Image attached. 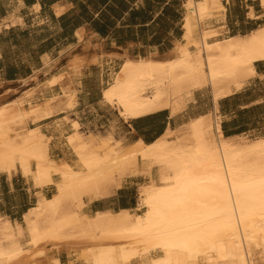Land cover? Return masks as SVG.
Masks as SVG:
<instances>
[{
  "label": "bare ground",
  "instance_id": "6f19581e",
  "mask_svg": "<svg viewBox=\"0 0 264 264\" xmlns=\"http://www.w3.org/2000/svg\"><path fill=\"white\" fill-rule=\"evenodd\" d=\"M185 8V36L171 57L125 54L104 89L106 103L124 119L167 108L176 112L185 89L211 87L216 103L223 91L243 88L256 74L254 64L264 61V25L226 37L211 26L225 10L222 0H187ZM14 108L11 113L0 106V173L19 171L36 188L56 192L43 196L22 224L0 218V264H62L63 249L76 257L71 264H264V139L222 136L218 108L151 144L108 146L103 154L74 133L72 163L51 157V139L39 128L15 129L49 117L50 103ZM116 173L151 177L141 191L139 215L129 209L84 213L72 223L71 213L62 214L74 193L109 195Z\"/></svg>",
  "mask_w": 264,
  "mask_h": 264
},
{
  "label": "crops",
  "instance_id": "0c3cea01",
  "mask_svg": "<svg viewBox=\"0 0 264 264\" xmlns=\"http://www.w3.org/2000/svg\"><path fill=\"white\" fill-rule=\"evenodd\" d=\"M186 2L0 0V98L16 95V100L24 99L26 105L57 99L58 111L52 117L29 121L28 126L39 128L51 139L50 154L58 162L72 163L67 139L77 129L73 122L86 134L113 133L127 146L139 140L151 144L168 130L214 114L217 108L224 119L225 136L248 134L258 127L264 130V113L253 114L264 108V96L253 99L261 91L257 83L264 82V61L254 64L256 74L243 88L232 94L223 91L218 103L211 87L190 91L191 99H185L176 112L167 108L134 119H124L116 107L106 103L103 91L123 65L125 54L132 59L171 57L184 35ZM222 3L225 10L211 20L212 28L220 34L245 35L264 25L260 0ZM53 80L57 81L50 84ZM248 98L250 101L244 102ZM150 178H124L108 197L86 200L84 212L135 208L138 201L132 195L141 181ZM54 193V187L36 188L19 171L0 173V218L22 224L43 196L50 198Z\"/></svg>",
  "mask_w": 264,
  "mask_h": 264
},
{
  "label": "rangeland",
  "instance_id": "374dc122",
  "mask_svg": "<svg viewBox=\"0 0 264 264\" xmlns=\"http://www.w3.org/2000/svg\"><path fill=\"white\" fill-rule=\"evenodd\" d=\"M180 11H184V10H180ZM261 26H263V25H261ZM185 36V31H184V35H183V37ZM226 37H229V36H232V35H229V34H226L225 35ZM183 37H182V39H183ZM122 67V66H121ZM121 69V68H120ZM120 71V70H119ZM118 71V72H119ZM117 74V73H116ZM116 74L112 77V80L109 82V84L107 85V87L113 82V79H114V77L116 76ZM250 78H252V77H250ZM250 78H248V80L250 79ZM258 85H257V87H258V89H260L261 91H257L256 92V94H255V96L253 97V99L255 98H261L262 96H264V82H262V83H257ZM211 89V88H210ZM188 89H185V92L184 91H182V92H184V93H181V97L185 100L186 99V101H188L189 99H191V97H192V93H189L190 91H188ZM214 97V96H213ZM16 95H12V96H9V97H5V98H0V106H2V105H6V106H8V108H10V112L11 113H14L16 110H15V108H14V106L16 105V104H18V103H22L23 104V106L25 107V108H27V109H31V108H40V109H42V108H44L47 104H51V109H52V114L49 116V117H47V118H50V117H52L57 111H58V105H56V104H54V102H56L57 101V99L56 98H51V99H49V100H47V101H45L44 103H42V104H38V105H36V103H29L28 105H26V100H24V99H20V100H16ZM52 99H54L53 101H52ZM214 99V98H213ZM219 99H220V97H219ZM219 99L217 100V103H218V101H219ZM248 101H250L249 100V98L248 99H245L244 100V102H248ZM66 107L68 108V106L66 105ZM72 106H69V108H71ZM114 107H116V106H114ZM264 113V108H260V109H257V110H255V112L253 113V114H255L256 116H259V115H262ZM219 115V117H221L220 119V121H219V123H220V125H221V135L222 136H224V132H223V129H222V121H224V119H223V117L221 116V114L220 113H218ZM114 116V115H113ZM46 118V119H47ZM246 118H251V117H249V116H247ZM29 121H32V120H29ZM28 121V122H29ZM28 122L26 123V124H23V125H21V126H16L15 127V129H17V130H19L20 132H23V133H25L26 132V130H28V129H32V128H29V126H28ZM73 125H75V127H77V129H76V131H75V133H77V134H81V135H83L82 137L85 139V141L86 142H90V145H91V147L93 148V149H95V151H99L100 153H104V152H106V151H109V147L110 148H113V149H115V150H123V149H126V148H128L129 146H127V145H123V143H122V141L121 140H117V139H115V137H114V135H113V133H107L106 135H102V134H100V133H93V132H91V133H88V134H86V133H84L82 130H81V127L80 126H78V125H76L74 122H73ZM113 127V126H112ZM180 127V126H179ZM179 127H177V128H179ZM176 128V129H177ZM262 127H258V128H256V129H259L258 131H255V132H251V133H248V134H241V136L243 137V138H245L246 139V141L248 142V143H251V142H253V143H255V142H257V141H259V140H261V139H264V130H262L261 129ZM22 129V130H21ZM113 130V129H112ZM74 134V133H73ZM72 134V135H73ZM72 135H70L68 138H70V139H67V142L69 141V143H68V145H69V147L71 148V136ZM107 143H109V145H107ZM109 146V147H108ZM131 146V145H130ZM72 160H73V158H72ZM117 174V176L116 175H114L113 176V179L115 180V181H110V194L115 190L114 188H118L120 185H121V182L123 181V179L124 178H126V177H129V175H122V177L123 176H126V177H121V174L120 175H118V173H116ZM144 175L145 173H137L136 175ZM147 176H149L148 174H146ZM130 176H132V175H130ZM117 177V178H116ZM150 177V176H149ZM121 179V180H120ZM119 181H121V182H119ZM137 182H139L140 183V181H137ZM112 183V184H111ZM115 183V184H114ZM150 183V179H149V181H141V184L142 185H138V190L137 191H134V193H133V197H134V199H136L137 201H138V203H137V205H136V207L135 208H133V209H129L134 215H139L140 214V212L138 211V209H139V207H140V204H141V191H142V188L144 187V186H146V185H148ZM118 185V186H117ZM114 186V187H113ZM113 187V188H112ZM55 192H56V189H55ZM109 194V195H110ZM75 195H77V196H75ZM83 194H80V193H74V195L72 194V195H70V196H67L66 197V199H65V204H64V206H63V210H64V212H62V214L63 215H67V213H68V215H67V217H69V213H71L70 214V220H71V222L73 223H75L76 221H75V219H79L84 213H86V212H84V207H85V205H86V200L88 201V202H93V201H96V200H99V199H102V198H105V197H107V196H109V195H107V196H104V197H102L101 198V196L100 197H94V196H91V195H84L83 197ZM74 196V197H73ZM78 197V198H77ZM95 198V199H94ZM97 198V199H96ZM67 207V208H66ZM65 209H68V210H65ZM112 212H118V211H112ZM61 214V215H62ZM72 214H73V216H72ZM74 219V220H73ZM78 219H77V221H78ZM66 223H67V226H63V225H66ZM70 225V221H69V223H68V221H66V220H62V222H60V225L63 227V228H65V229H67V230H69V231H73V229H71L72 227V225ZM68 226H69V228H68ZM54 255V252L53 253H51V256H53ZM74 255L72 254L71 255V252H69V251H67L66 249H63V250H61V252L59 253V258L61 259V263L62 264H71V261H72V259L74 258V260H75V258L76 257H73ZM135 264H139V262H136Z\"/></svg>",
  "mask_w": 264,
  "mask_h": 264
},
{
  "label": "trees",
  "instance_id": "16d2710c",
  "mask_svg": "<svg viewBox=\"0 0 264 264\" xmlns=\"http://www.w3.org/2000/svg\"><path fill=\"white\" fill-rule=\"evenodd\" d=\"M257 29V28H256ZM241 135V134H240ZM225 136V135H224ZM232 136H236V135H232ZM225 137H231V134H226Z\"/></svg>",
  "mask_w": 264,
  "mask_h": 264
}]
</instances>
